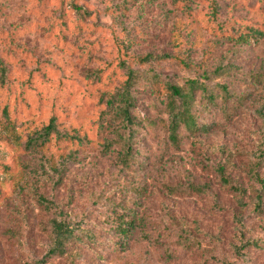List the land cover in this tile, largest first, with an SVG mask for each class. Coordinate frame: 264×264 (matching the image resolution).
Instances as JSON below:
<instances>
[{
  "label": "rangeland",
  "instance_id": "rangeland-1",
  "mask_svg": "<svg viewBox=\"0 0 264 264\" xmlns=\"http://www.w3.org/2000/svg\"><path fill=\"white\" fill-rule=\"evenodd\" d=\"M0 264H264V0H0Z\"/></svg>",
  "mask_w": 264,
  "mask_h": 264
},
{
  "label": "trees",
  "instance_id": "trees-1",
  "mask_svg": "<svg viewBox=\"0 0 264 264\" xmlns=\"http://www.w3.org/2000/svg\"><path fill=\"white\" fill-rule=\"evenodd\" d=\"M126 79L124 88L121 91V98L120 100L123 103V106L121 107V115L123 117V120L126 123H129L132 121V117L130 115V108L132 107V101H131V94L129 87L131 84L129 83V78ZM188 87L187 89L182 88L180 86L172 85V84H166L165 85V91L169 92V95H171L172 99H170L168 105L170 106V122H169V129H170V135L174 139L175 138V132L179 125L184 124L187 127L190 128H200L203 130H206L203 125H198L197 122L194 120L193 116L190 114V109L187 106V101L190 96L191 91L197 87V82L195 81H188ZM202 93H205L206 89L205 87L200 88ZM179 98L178 101H176V98ZM2 114L6 117V128H9L12 130V122L9 118V110L8 108L4 107L2 109ZM55 125H54V118H50L48 123L43 128V134L40 136L39 139H43L42 142L49 136L51 132H55ZM68 139H77V137L74 134H67L64 136ZM39 141L37 138L34 139L33 136H30L28 140L30 144L33 142ZM113 229L115 231H118L123 237L126 239L131 235L132 230L135 229L136 223L133 221V219H129L126 216L122 214L115 215L111 220ZM75 226H71L69 223H66L62 220L55 221L53 223V238H52V245L49 247L48 251L46 252L47 256L59 254L64 252L65 250V244L69 241L71 237L74 236L77 241L80 243L85 244L86 242L90 241H96V234L91 231L85 232V236L79 237L75 232ZM78 227V225L76 226ZM255 243V241H247L243 245H250ZM235 252L240 251V247L234 246L233 247ZM41 263V262H40Z\"/></svg>",
  "mask_w": 264,
  "mask_h": 264
}]
</instances>
